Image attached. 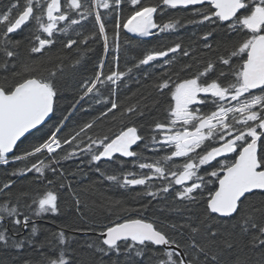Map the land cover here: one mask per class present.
<instances>
[{"label": "trees", "instance_id": "trees-1", "mask_svg": "<svg viewBox=\"0 0 264 264\" xmlns=\"http://www.w3.org/2000/svg\"><path fill=\"white\" fill-rule=\"evenodd\" d=\"M49 1L0 0V89L9 93L36 78L53 96L51 118L15 147L13 157L22 158L0 154V213L22 218L28 198L52 192L59 216L46 218L39 233H0V264H183L175 251L150 242H102L107 228L135 219L151 223L189 264H264V192L246 195L234 215L219 217L208 208L217 186L214 166L197 171L198 186L188 192L169 177L186 160L162 161L170 149L157 143L172 124L179 82L233 83L234 48L247 28L220 22L208 7L163 0H61L59 18L49 21ZM27 7L30 20L9 34ZM144 11L151 28L138 35L129 21ZM50 23L55 27L47 32ZM226 107L224 131L250 129L248 106ZM129 127L140 137L132 159L93 160ZM55 133L59 146L33 156ZM259 150L264 165V135ZM40 161L46 175L26 173ZM152 164L165 175L153 183L128 181L145 177Z\"/></svg>", "mask_w": 264, "mask_h": 264}, {"label": "flooded vegetation", "instance_id": "flooded-vegetation-1", "mask_svg": "<svg viewBox=\"0 0 264 264\" xmlns=\"http://www.w3.org/2000/svg\"><path fill=\"white\" fill-rule=\"evenodd\" d=\"M240 2L242 3L241 9L232 19L227 21H224L219 16L215 15V10L211 3L200 5L208 7L209 10L212 11V17L218 18L220 22L228 23L235 27L244 26L248 30V35L244 36V39L234 48L237 53L238 73L233 83L228 86H222L214 81L205 83L201 82L200 77H194L179 82L175 88L182 85H187L188 87L181 98V104L184 111L180 113V115L175 116V121L173 118L171 124L173 130L163 132L161 134V139L157 142L159 144L162 143L167 145L169 147L167 149H170L169 156L167 159L162 158L164 159L162 161L170 162V160H186L182 166V171H194L192 179L190 178V181L184 182V184L180 183L178 180L181 173L169 175V177H173L176 184L184 186V189L188 192L198 186L196 172L211 165L217 170L214 175H218L216 181L218 185V180L222 176V171L233 165L241 150L252 141H256L258 146L259 168L257 171H264V165L261 162L259 150L264 135V78L259 77V74L264 71V0H240ZM259 39H261V41L256 45L257 54L254 56V58L257 57V59L251 64L252 71L250 73L252 76L248 79V85H245L243 78L245 63L249 58L250 49L252 46H255V42ZM114 75L115 73L110 76L114 77ZM94 83H96V80ZM229 104L245 105L251 109V112L246 116V118L249 117L250 120H252L250 129H237L228 132L224 131L227 130L224 114L228 109L226 106ZM203 113L207 115H203ZM213 115L216 116V121L223 118L224 121L215 125L210 131L200 128V124L204 119ZM235 125L239 128L238 122H236ZM177 129L181 131L182 138L173 142V140H171L173 136L172 133L178 131ZM195 130L198 131V133L191 136V138H196L195 142L189 147L184 146V142L189 138V134ZM231 139L234 140L233 146L235 147V151L219 157L212 156V152L216 148ZM58 146L59 141L57 147ZM42 152L47 151L40 149L39 147L32 152V155L37 156ZM100 152L92 156L93 160L107 161L97 159ZM134 155L135 150L133 149V156L131 159ZM115 157L123 158L117 155L113 158ZM20 158H22V156L13 157L12 155L8 160L16 161ZM46 166L45 162H36L26 170V173H30L31 177L33 176L31 173L36 175H46L48 170ZM50 170H53V168H50ZM145 170H147L146 176L139 178L142 179V183H148L149 180V183H153L156 178L165 175V171H162V169L160 170L159 167L154 164L150 165L148 169L145 167ZM157 174L159 176H157ZM38 179L42 180L40 178ZM258 191L264 192L263 190H256L254 192ZM56 201L57 196L54 193L44 192V194L38 195L37 197L28 198L26 214L22 216V218L15 213H11L10 215L0 213V233H9L12 236L26 233H39L42 229V224L47 221L46 218L59 216V207L57 206ZM126 240L130 241L128 239ZM146 243L147 242L135 243L130 241V245H144Z\"/></svg>", "mask_w": 264, "mask_h": 264}, {"label": "water", "instance_id": "water-1", "mask_svg": "<svg viewBox=\"0 0 264 264\" xmlns=\"http://www.w3.org/2000/svg\"><path fill=\"white\" fill-rule=\"evenodd\" d=\"M163 3L171 7L200 6L204 3H211L215 10V15L222 20L232 19L241 9L240 0H163ZM61 10V0H51L46 7L45 17L47 20L55 21L59 18ZM33 14L32 7H27L8 27L9 34L24 26ZM148 17L143 13L134 15L129 26L138 35H145L148 25ZM261 41L257 40L249 52V58L245 63L243 74L245 85L252 76V63L256 61V45ZM46 44L43 41V45ZM152 57L146 59L149 61ZM264 78L263 73L259 74ZM53 96L47 85L36 79H28L11 92L6 93L0 89V154L6 158L13 155L17 144L32 133L34 130L46 123L52 115ZM198 131L189 134V138L184 142V146H191ZM140 141L137 130L129 127L118 133L109 140L98 155V160H109L114 156L131 158L133 149ZM234 140L231 139L212 152L213 157H219L235 151ZM259 168L258 146L256 141H252L244 147L236 162L222 171V176L218 180V185L208 201V208L211 213L219 217H228L236 213L239 202L248 194L256 190L264 191V171H257ZM102 242L108 247H114L122 240H130L135 243L151 242L166 251H176L184 264H189L183 251L174 244H171L165 236L158 232L151 223L135 219L115 224L107 228L102 234Z\"/></svg>", "mask_w": 264, "mask_h": 264}, {"label": "rangeland", "instance_id": "rangeland-1", "mask_svg": "<svg viewBox=\"0 0 264 264\" xmlns=\"http://www.w3.org/2000/svg\"><path fill=\"white\" fill-rule=\"evenodd\" d=\"M50 2H51V0L49 1V3ZM49 3H48V5H49ZM144 13H145V15H147V17L149 19L147 22L148 25H147L146 31H145V33L147 34L151 28V21H150V15H149L150 13L148 11H144ZM49 21H51V20H49ZM54 27H55L54 23H50L46 27H44V30L47 32H50ZM187 88H188L187 85H182L180 87L174 88V91H173L174 102H173V108L171 109L172 121H173V118L175 121V116L180 115V113H182L184 111V108L182 107V104H181V98H182V95L187 90ZM174 107H175V109H174ZM222 121H224V118L216 121L215 115L210 116V117H206L204 119V121L200 124V128H202L203 130L205 129L206 131H210L211 129L214 128L215 125L219 124ZM171 128H172L171 126H169L168 128L164 127L163 130L165 132L166 131L169 132V131L173 130V128L172 129ZM177 130L178 131H174L172 133L173 136H172L171 140H173V142L178 141L180 138H182L181 131L179 129H177ZM180 173H181V175L179 176L178 180L180 183H183V184H184V182L190 181L189 179L190 178L192 179V177L194 175V171L183 170ZM128 181L131 182L132 184H137V183L143 182L142 179H139V178L133 179V180H128ZM169 257H171V256L169 255Z\"/></svg>", "mask_w": 264, "mask_h": 264}, {"label": "built area", "instance_id": "built-area-1", "mask_svg": "<svg viewBox=\"0 0 264 264\" xmlns=\"http://www.w3.org/2000/svg\"><path fill=\"white\" fill-rule=\"evenodd\" d=\"M55 134L47 142H45L41 146V148H44L46 150L54 149L57 146V141L54 138L55 137Z\"/></svg>", "mask_w": 264, "mask_h": 264}]
</instances>
